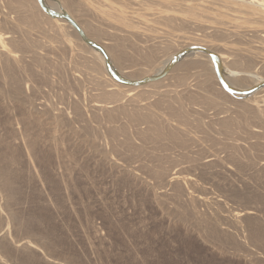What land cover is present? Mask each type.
I'll use <instances>...</instances> for the list:
<instances>
[{"label":"rangeland","instance_id":"rangeland-1","mask_svg":"<svg viewBox=\"0 0 264 264\" xmlns=\"http://www.w3.org/2000/svg\"><path fill=\"white\" fill-rule=\"evenodd\" d=\"M61 2L126 79L154 75L185 34L225 44L227 67L264 77V64L243 63L256 42L122 6L152 30L139 35ZM45 16L33 0H0V264H264V90L231 96L187 58L127 96Z\"/></svg>","mask_w":264,"mask_h":264},{"label":"bare ground","instance_id":"bare-ground-1","mask_svg":"<svg viewBox=\"0 0 264 264\" xmlns=\"http://www.w3.org/2000/svg\"><path fill=\"white\" fill-rule=\"evenodd\" d=\"M42 1L46 7L54 11H57V12H62L72 17L79 24L84 34L88 38H90L91 40L99 44L106 51L107 57L109 58V61H110L111 69L115 73H117L121 78H123L126 81H139V80L144 79V78L139 79V80L126 79L125 77L126 71L116 66V64L119 65L118 64L119 61L116 62V58H114V60L111 59V57L114 56L113 55L114 53L113 52L111 53L109 50L107 51V48L99 41L96 34L93 31H91L88 27H86L84 24L79 22V20L73 15L71 11V7L68 4H66V6L63 5L61 0H42ZM115 1L120 2L119 7H116L114 5ZM33 2L37 8V11L42 12L37 2L35 0H33ZM73 2L80 5L81 7L82 6L87 7L86 9L88 11H91L96 16H99V18L105 20L106 23L109 22L113 24H119L122 26V28L130 30L139 35H146V36L151 37L152 30L151 28H149L148 30L147 26L146 28L136 27L135 24H133L135 22L134 21L132 22V20L136 19L139 21V23L143 21L142 24L144 25H145V20H141V19L139 20L137 17L128 16V12L135 15V14H139L137 13V11L150 10L151 12H154V13L149 12L151 16L156 15L157 18H162L168 25L178 22V24L181 25L182 27L183 26H186V27L193 26L197 30L199 29L206 30V28L213 29L216 31V33H222L225 36L230 35L236 39H243L248 44L256 42L258 43V45L255 47H252V48L250 46L248 48L241 47V53L244 57L243 63L249 69L250 67L255 68L257 65L264 64V0H73ZM122 6H126L128 12H126L125 9L122 8ZM158 7L163 8V11L160 10ZM42 14L44 13L42 12ZM48 20L54 23L56 26H58L61 29H69L70 32L73 33V36L84 47L88 48L96 56L103 70V74L106 80H108L113 86H117V87L122 86V88L128 89L126 93L127 96H130L131 92H133L134 90L156 86L155 85L156 83L164 80V78H161L158 81L146 83V84L135 86V87L125 86V85H122L114 81L108 75L105 69L104 59L98 51L91 49L86 44H84V42L78 37L76 32L65 21L59 20V19H53V18L48 19ZM2 36L3 35L0 34V49L4 51L6 48L4 39L7 37L3 38ZM182 36H183L182 42L183 40L185 42L184 46L182 45L181 47H178L176 50H174V52L171 53L165 59V61L162 62V65L161 66L159 65V67L156 68L157 70H155V74L150 77H146V78H152L164 72L166 68L169 66L173 56L177 54L178 52L188 47L198 46V47L206 48L215 54L218 64H219L220 74H221L222 79L228 82V84L232 86L233 88L237 90H248L249 88H252L256 86L257 84H259L260 82L264 81V77L254 71L240 73L238 71H235L232 68L227 67L225 63H226V60L229 59L228 55L231 52H230V48L226 46L225 44H215L212 40L199 41L197 40V38L194 39L193 35L185 34ZM67 43L68 44L71 43V39H69V36L67 39ZM5 55L7 56L6 58H9L11 60L16 59V55L12 54V52L10 53L6 52ZM149 57L150 56H148L147 58ZM187 58H190L192 60L199 61V62L201 61L207 62L209 70L214 73L213 63L210 57L207 54L195 51V52L188 53L187 55L182 57L180 60H178L167 71L166 75L170 73L176 65L180 64V62H183ZM223 64H225V67L228 69L224 68ZM182 65L183 63H181V66ZM121 72L125 76L121 75L122 74ZM244 74L250 75L249 77L253 78L252 80L253 85L251 87H247L245 85L244 79L242 80V76ZM129 78H131V75ZM263 90H264V87L248 96H239V97L248 98V97H251L252 95L256 96ZM110 95H111V98H116L114 94H110ZM259 98L261 97L259 96ZM107 108H111V107H107ZM147 117L149 116H142L141 118L146 119ZM170 176H173V175H170ZM178 181L179 180H176L177 183ZM190 197L193 198L192 196ZM204 200L206 199L201 198V197L198 199L199 202L202 201L205 204L206 201ZM245 214L248 216V215H251L252 213L250 211H246L243 214L239 212L231 214V219L233 223L235 222V224H237L238 220L241 219ZM31 247H33V245Z\"/></svg>","mask_w":264,"mask_h":264},{"label":"water","instance_id":"water-1","mask_svg":"<svg viewBox=\"0 0 264 264\" xmlns=\"http://www.w3.org/2000/svg\"><path fill=\"white\" fill-rule=\"evenodd\" d=\"M36 2L38 4V6L40 7V9L42 10V12L46 16L53 18V19H59V20L65 21L76 32V34L84 42V44H86L89 48L98 51L104 59L105 69H106L108 75L114 81H116L122 85L135 87V86H140V85H143L146 83L158 81L166 75L167 71L178 60H180L182 57H184L188 53L198 51V52L207 54L210 57V59L213 63L214 73L218 79L219 85L229 95H231V96H248V95H250V94H252V93H254V92H256L259 89L264 87V81H262L259 84H257L256 86L249 88L248 90H237V89L233 88L232 86H230L228 84V82H226L222 79L221 74H220L219 64H218V61H217L215 54L206 48L198 47V46H192V47L185 48L184 50L175 54L173 56L170 64H169V66L166 68V70L164 72L160 73L158 76H155L152 78H144V79L139 80V81H126L111 69L110 61H109V58L107 57L106 51L99 44H97L96 42H94L93 40L88 38L84 34V32L81 29V27L79 26V24L72 17H70L69 15L64 14L62 12H57V11H54V10L46 7L42 0H36Z\"/></svg>","mask_w":264,"mask_h":264}]
</instances>
